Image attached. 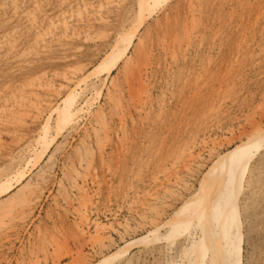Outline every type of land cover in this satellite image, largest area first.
Wrapping results in <instances>:
<instances>
[{"label":"rangeland","instance_id":"rangeland-1","mask_svg":"<svg viewBox=\"0 0 264 264\" xmlns=\"http://www.w3.org/2000/svg\"><path fill=\"white\" fill-rule=\"evenodd\" d=\"M76 1L0 0V264H186L200 232L180 213L218 157L264 131V0ZM262 143L239 233L218 242L206 213L220 264H264Z\"/></svg>","mask_w":264,"mask_h":264},{"label":"bare ground","instance_id":"bare-ground-1","mask_svg":"<svg viewBox=\"0 0 264 264\" xmlns=\"http://www.w3.org/2000/svg\"><path fill=\"white\" fill-rule=\"evenodd\" d=\"M78 1V0H77ZM76 1V2H77ZM82 1V0H81ZM86 1V0H85ZM143 1L142 4L144 3V0H141ZM140 1V2H141ZM146 1V0H145ZM148 1V0H147ZM150 2L153 1V3H156L158 2L159 0H149ZM148 1V2H149ZM99 2V1H97ZM149 2V3H150ZM80 3V2H79ZM78 3V4H79ZM90 3V2H89ZM100 3V2H99ZM82 4V2H81ZM85 4V3H84ZM94 3H92L93 5ZM140 6L139 4V9L140 7H145L144 4ZM86 5V4H85ZM90 5V4H88ZM95 5V4H94ZM97 6V5H96ZM147 6V4H146ZM150 6V5H149ZM86 7V6H85ZM89 7V6H88ZM86 7V8H88ZM138 7V5L136 6ZM148 7V6H147ZM146 7V8H147ZM145 8V9H146ZM78 9V8H76ZM84 9V8H83ZM93 9V8H92ZM144 9V10H145ZM150 9V7H149ZM85 10V9H84ZM148 10V9H147ZM79 11V10H77ZM65 12V11H64ZM90 12V11H88ZM144 12V11H143ZM142 12V13H143ZM62 13V12H61ZM66 13V12H65ZM95 13V12H94ZM138 13V12H137ZM32 14V13H31ZM68 14V13H67ZM141 14V13H139ZM63 15V14H62ZM65 15V14H64ZM145 15V14H144ZM143 15V16H144ZM29 16H33V15H29ZM137 18H136V21L138 19V15L136 14ZM46 17V16H45ZM140 17H142V14L140 15ZM37 18V17H36ZM62 18V17H60ZM27 19H30L27 18ZM38 19H40V17H38ZM46 19V18H45ZM55 19V18H54ZM53 19V20H54ZM26 20V19H25ZM61 20V19H60ZM66 20V19H64ZM140 20V21H139ZM139 25H141L140 22L141 19H139ZM40 21V20H39ZM52 21V20H51ZM50 21V22H51ZM35 22V21H34ZM48 22V21H46ZM54 22V21H53ZM52 23V22H51ZM55 23V22H54ZM56 23L58 24V21H56ZM55 23V25H56ZM138 23V22H137ZM28 24V23H27ZM30 24V23H29ZM37 24V21L36 23ZM44 24V23H43ZM47 24V23H46ZM50 24V23H49ZM53 24V23H52ZM64 24V23H62ZM67 24V23H66ZM136 24V23H135ZM38 25V24H37ZM137 25V24H136ZM136 25H134L136 27ZM28 27V25H26ZM34 26V25H32ZM41 26V24H40ZM48 26V25H46ZM45 26V27H46ZM61 26V25H59ZM138 26V25H137ZM30 27V25H29ZM35 27V26H34ZM58 27V26H57ZM139 27V26H138ZM33 28V27H32ZM36 28V27H35ZM39 29V27H37ZM53 28V27H52ZM62 28V27H61ZM133 28V27H132ZM37 29V30H38ZM42 29V28H41ZM47 29V27H46ZM49 29V28H48ZM51 29V28H50ZM136 31V29H134ZM39 31V30H38ZM37 31V32H38ZM47 31V30H46ZM135 31L134 32H130L132 35L128 36V38H126L125 36H127V34L124 36L126 40V43H124V46L122 48V50L120 49V53H115V55H113L112 59H113V63L111 64L110 66V69L112 67H114L118 61L120 60V58L126 54V51L130 48V46L133 44V39H134V35H135ZM129 33V34H130ZM43 34V33H42ZM46 35H47V32H46ZM48 36V35H47ZM123 36L121 37L123 39ZM45 37V36H44ZM6 38V36H5ZM120 38L119 41L117 42H120L122 39ZM136 38V37H135ZM125 39H123L125 41ZM122 40V41H123ZM138 41V40H137ZM141 42L142 41H138L136 42L137 45L133 46V49L136 50L138 49V46L141 45ZM123 45V44H122ZM11 47V46H10ZM9 47V48H10ZM115 52V51H114ZM108 54V53H107ZM106 54V55H107ZM130 60V59H129ZM131 61V60H130ZM127 64V60L126 62L124 63V65L126 66ZM77 71V70H76ZM75 73V72H74ZM79 73V72H78ZM94 73V72H93ZM96 73V72H95ZM71 74V73H70ZM76 74V73H75ZM72 76V75H71ZM69 77V76H68ZM77 77V76H76ZM75 78V77H74ZM66 80V79H65ZM76 81V80H75ZM74 82V81H73ZM81 83V82H80ZM70 85V84H69ZM68 85V86H69ZM72 85V84H71ZM77 86V85H76ZM65 87V86H64ZM76 89V88H75ZM72 90V88H71ZM80 91V90H79ZM26 95V94H25ZM23 96V95H22ZM24 97V96H23ZM57 97V96H56ZM55 97V98H56ZM28 98V97H27ZM53 98V97H52ZM24 99V98H23ZM50 99V98H49ZM74 100V99H73ZM51 101V100H50ZM49 101V102H50ZM23 102V101H22ZM31 102V101H30ZM67 102V101H66ZM52 103V101H51ZM49 104V103H48ZM66 107L62 114L58 115V116H61V118H63V116H68V117H71V112L69 111V108L70 106L66 105L64 106ZM52 108V106H51ZM3 109V108H2ZM51 109L49 108V111ZM71 110V109H70ZM77 114V113H76ZM74 115V114H73ZM72 115V116H73ZM50 117V116H49ZM67 118V117H66ZM48 120V119H47ZM63 120V119H62ZM60 119V122L62 121ZM67 120H70L67 118ZM46 121V120H45ZM64 124L65 121L63 120ZM63 122H62V125H63ZM61 124V123H60ZM68 124V123H67ZM255 124V123H254ZM257 125V124H256ZM61 126V125H60ZM64 126V125H63ZM105 128V127H104ZM254 127H252V130H251V133L253 132V129ZM257 129V128H256ZM255 129V131H256ZM108 130V129H107ZM60 131V130H59ZM254 133L251 134V136L248 135V141L247 142H241L240 145H238L234 151L232 152H228V153H225L223 155H221L220 157H218V159L214 162V165L211 166L209 168V170L206 172L204 178H203V181L200 183V186L198 188V191L196 192L194 198H192L190 200V202L188 203V205H186L184 207V209L182 210V212L180 213V217L178 218V220L175 222L177 223V227L178 229H181L182 226H187L189 227L190 224L194 223L193 225L197 228H199V232H200V235H197L196 237H194V234H191V233H187L186 235V239L188 242H191L192 239L194 240H199V246H200V249L198 251V255H196L195 257V252L193 251V249L191 248H188L187 250H185L183 253L184 255L187 257V260L185 258H183L184 260L183 261H187L185 262L186 264H203L205 262V258L207 255L210 256V258L214 261V264H220L217 259L219 257V250H210L209 251V244H210V240H211V235H210V230H208L206 227H205V217H206V213H210L211 217H212V223H213V230H214V234H215V231H216V239L218 240V242H221L224 234H226L230 229L232 228H237L236 231H234V234L236 233H239V218H238V196H239V193L242 189V186H243V177L245 175V173L247 172V165L248 164V161L249 159H252L251 157L254 156V154H252L253 152L252 151V148H254L255 152H257L256 150L259 149L262 142H264V131H259L258 133ZM106 132V130H105ZM257 132V131H256ZM214 142V141H213ZM52 143V142H51ZM50 144V143H49ZM263 144V143H262ZM47 146V144H46ZM45 146V147H46ZM49 146V145H48ZM263 147V146H262ZM42 148V147H41ZM261 148V147H260ZM215 149V148H214ZM189 150V149H188ZM213 150V148H210V151ZM34 151V150H33ZM42 151V150H41ZM46 151V150H45ZM259 151V150H258ZM213 152V151H212ZM234 152H238V156L239 159H234L233 158V154ZM188 153V151L186 152ZM214 153V152H213ZM212 153V154H213ZM258 153V152H257ZM41 155V154H40ZM42 156V155H41ZM87 156V155H86ZM189 157L186 158L187 159V162H185L183 164V168L184 170L188 171L190 168H191V160H193L194 162V159H196V157L193 159V158H190L192 155H188ZM197 156V155H196ZM213 156V155H212ZM39 157V156H38ZM82 157V156H81ZM187 157V156H186ZM199 157V156H198ZM185 159V160H186ZM251 162V161H250ZM253 163V162H252ZM251 164V163H250ZM175 165V164H174ZM89 166V165H88ZM169 166V165H168ZM176 166V165H175ZM172 167V166H171ZM177 168V167H176ZM182 168V169H183ZM251 168V165L249 167V169ZM171 169V168H170ZM179 169V168H178ZM177 169V170H178ZM176 171V170H174ZM173 172V171H172ZM250 172V171H249ZM164 173V172H162ZM176 173V172H175ZM171 174V173H169ZM174 174V173H172ZM247 174V173H246ZM175 175V174H174ZM173 175V176H174ZM164 177V176H163ZM177 177V176H176ZM173 178V177H172ZM242 178V180H241ZM246 181H244V185L245 184H249L250 182V178H251V174L248 175V177H246ZM165 179V178H164ZM176 179V178H175ZM174 182H178V181H175ZM179 178H177L178 180ZM167 180V179H166ZM170 180V179H169ZM161 181V180H159ZM172 182V180L170 181ZM173 182V183H174ZM183 182V181H181ZM163 185V184H162ZM180 185V184H179ZM227 185V187H226ZM12 187V186H11ZM244 187V186H243ZM166 189H168L167 187H165ZM24 189V188H23ZM22 189V191H23ZM157 189V188H156ZM8 190V188H7ZM5 191V190H4ZM20 196V195H19ZM147 196V195H146ZM148 197V196H147ZM22 200V199H21ZM132 200V199H131ZM138 200V199H137ZM148 202V201H147ZM7 203V202H6ZM141 204V203H140ZM147 206V205H146ZM142 207H144V204L142 205ZM148 207V206H147ZM3 208V207H2ZM5 208V207H4ZM143 209V208H142ZM152 209V207L150 208ZM225 209V210H223ZM240 209V208H239ZM1 210V209H0ZM133 210V209H132ZM146 210V209H145ZM144 210V212H145ZM226 210H228V217L225 218V212ZM148 211V210H147ZM141 212V211H140ZM150 212V211H148ZM82 215V214H81ZM150 219V218H149ZM146 221V220H145ZM151 221V219L149 220ZM153 222V221H152ZM156 222V221H155ZM154 222V223H155ZM149 223V222H148ZM157 223V222H156ZM169 221L167 222V225H168ZM171 223V222H170ZM152 224V223H150ZM158 224V223H157ZM96 226V225H95ZM155 226V225H154ZM161 226V225H160ZM185 226V227H186ZM186 227V228H187ZM194 227V228H195ZM192 228V230H196ZM185 229V228H184ZM157 230V229H156ZM186 230V229H185ZM183 231V230H181ZM187 231V230H186ZM189 231V230H188ZM173 232V231H172ZM171 232V233H172ZM157 233V232H156ZM179 233V232H178ZM241 233V232H240ZM182 235V233H180ZM179 234V235H180ZM197 234V233H196ZM171 235V234H170ZM172 237L174 236L173 234L171 235ZM177 236V235H176ZM192 245V243L190 244ZM238 252V251H237ZM236 252V254L234 255V260L229 262L228 264H238L239 262V255L238 253ZM121 254V253H119ZM116 256V254H115ZM118 256V255H117ZM116 256V257H117ZM121 256V255H120ZM182 258V257H181ZM119 262V261H118ZM178 262V261H177ZM126 262H122L121 264H125ZM183 263V262H182ZM120 264V263H119ZM179 264V262H178Z\"/></svg>","mask_w":264,"mask_h":264}]
</instances>
